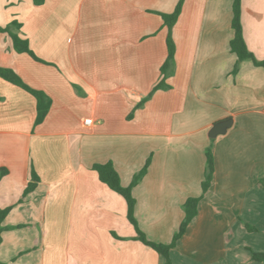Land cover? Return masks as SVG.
Returning a JSON list of instances; mask_svg holds the SVG:
<instances>
[{"label": "crops", "instance_id": "crops-1", "mask_svg": "<svg viewBox=\"0 0 264 264\" xmlns=\"http://www.w3.org/2000/svg\"><path fill=\"white\" fill-rule=\"evenodd\" d=\"M178 1L0 0V27L16 22L11 31L42 61L0 33V68L50 99L35 125L33 96L0 78V209H10L0 264H163L133 239L124 199L92 166L111 162L127 187L150 160L132 189L134 216L147 240L168 244L184 201L202 193L209 146L213 179L171 264H264L239 247L247 230L264 252L253 234L264 223V68L230 52L233 0L183 1L167 88L137 107L167 57L159 14ZM240 20L248 51L264 61V0H241ZM225 120V133L210 138ZM31 170L39 181L24 195Z\"/></svg>", "mask_w": 264, "mask_h": 264}, {"label": "trees", "instance_id": "trees-1", "mask_svg": "<svg viewBox=\"0 0 264 264\" xmlns=\"http://www.w3.org/2000/svg\"><path fill=\"white\" fill-rule=\"evenodd\" d=\"M44 1L45 0H32V2L35 5H40ZM183 1L184 0L178 1L174 11L171 14H159L163 21L164 26L168 29V36L166 42L167 57L165 59L164 64L160 68V72L162 74V78L160 82L154 86L151 93L137 107H141L143 103L146 100H148L155 91L167 88V85L165 84V80L169 75V70L172 66L173 56H174V45L171 40L170 30L177 21L178 16L180 15ZM240 16H241V0H233L232 18H231V29L233 31V37L229 42L230 52L235 54L239 62L248 60L251 61L255 66H261L264 68V61H257L246 47L242 33ZM13 27L17 28L19 27V25L16 22H12L9 26L5 28L0 27V33H7L10 36L14 51L20 54L22 53L27 54L32 59L38 62H42L34 55V53L29 47L28 41L11 31V28ZM0 78L25 90L26 92H28L30 95L33 96V98L36 101L35 125L40 124L48 113V110L50 108V99L43 92L32 89L29 86H27L20 79V77L10 69L0 68ZM149 162L150 160L148 159L145 165L143 166V168L133 176L131 183L127 187H123L120 184L119 176L115 171L113 164L111 162H107L104 164H94L92 166V169L96 172L98 179L102 184L106 185L110 190L117 193L119 196H121L124 199L127 207L126 218L128 222L133 226L136 234L133 239L141 242L143 245L150 248L156 254L162 257L163 264H171V260H170L171 252L175 249L177 242L185 234L186 229L190 224V222L197 215L198 203L203 197V195L207 192L212 182L213 174H214L213 155H212L211 147L209 146L205 150V169H204V177L201 183L202 193L199 197H189L184 201L182 207L184 212V218L180 223L178 230L174 233L171 241L168 244L154 243L147 240L144 233L139 229L137 221L134 216L135 199L132 196V189L145 176L149 166ZM3 173L4 170L0 169V177L3 175ZM38 181H39L38 176L33 170H31L30 182L25 188L23 194L26 195L27 193L31 192L35 188ZM9 210H10L9 208L0 209V225L3 219L5 218V216L7 215V213L9 212ZM2 231L3 229L0 226V242H1ZM251 259L256 262L263 263L264 252L263 253L251 252Z\"/></svg>", "mask_w": 264, "mask_h": 264}, {"label": "rangeland", "instance_id": "rangeland-1", "mask_svg": "<svg viewBox=\"0 0 264 264\" xmlns=\"http://www.w3.org/2000/svg\"><path fill=\"white\" fill-rule=\"evenodd\" d=\"M263 212V215H264V210L262 211ZM236 234H238V233H236ZM255 236L257 235L258 237H259V239L260 240H263L264 241V223H263V225L261 226H259V231L257 232V233H253ZM244 235H246L247 237H248V239L246 240H243L242 242H241V244H243V245H239V247H241V250H242V254H241V256L242 255H251V252H255L254 251V249H253V247H252V241L249 239V237L251 238V235H252V233H250V232H248L247 230H246V233H244ZM239 247H237V249H239ZM236 248H234L233 250H235ZM228 250H231V248L230 249H228ZM238 256V255H237ZM177 259H178V261H185L187 258H181V255H179V256H177ZM187 262L185 263V264H198V263H200V262H197V263H190L189 261L190 260H186ZM227 264V263H226ZM228 264H230V263H228Z\"/></svg>", "mask_w": 264, "mask_h": 264}, {"label": "water", "instance_id": "water-1", "mask_svg": "<svg viewBox=\"0 0 264 264\" xmlns=\"http://www.w3.org/2000/svg\"><path fill=\"white\" fill-rule=\"evenodd\" d=\"M230 124H231V120H225L214 124L208 136L210 138H215L217 135L224 134L226 129L230 126Z\"/></svg>", "mask_w": 264, "mask_h": 264}, {"label": "built area", "instance_id": "built-area-1", "mask_svg": "<svg viewBox=\"0 0 264 264\" xmlns=\"http://www.w3.org/2000/svg\"><path fill=\"white\" fill-rule=\"evenodd\" d=\"M90 123H92V119L87 118V119L84 120V124L85 125H89Z\"/></svg>", "mask_w": 264, "mask_h": 264}]
</instances>
